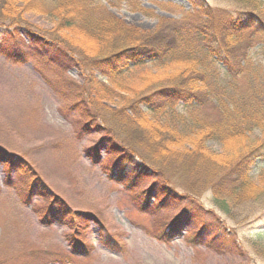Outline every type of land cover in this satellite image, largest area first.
I'll return each mask as SVG.
<instances>
[{"label": "rangeland", "instance_id": "obj_1", "mask_svg": "<svg viewBox=\"0 0 264 264\" xmlns=\"http://www.w3.org/2000/svg\"><path fill=\"white\" fill-rule=\"evenodd\" d=\"M206 1L234 15L249 8L248 0ZM255 1L264 5V0ZM101 3L126 25L145 32L178 25L192 8L189 0ZM23 18L29 28L54 38L55 18L37 12H25ZM17 31L13 33L23 46L25 33L20 28ZM60 34L70 47L77 48L74 51L80 60L95 57L100 48L79 33ZM191 47L190 56L183 51L164 64L148 63L133 70L128 76L131 88L119 87L122 94L108 88L111 98L98 103L99 109L116 114L127 101L174 77L195 58L211 61L203 43ZM224 48V42L213 45L215 54H223ZM251 57L259 62L264 51L256 47ZM221 64L216 61L217 68ZM88 77L82 64L58 67L31 56L18 60L0 53V264H264V199L226 213L207 184H198L194 197L187 194L184 184L189 187V171L178 163L165 173L175 176L170 182L181 201L169 197V205L154 207L157 203L152 198L147 209L140 207L141 192L154 188V195L163 181L152 172L132 183L129 173L108 161L102 147L111 142V135L88 124L75 105L73 92ZM96 78L111 87L105 78ZM206 113L202 116L207 117ZM176 127L183 128L178 122ZM262 137L259 129L249 135L251 143ZM95 147L100 149L98 157ZM207 147L216 154L223 151L216 141H209ZM22 166L29 173L24 177ZM260 171L252 172L257 181ZM181 177L184 184L178 181ZM61 201L72 219L56 218L54 211L61 209ZM181 214L190 225H173Z\"/></svg>", "mask_w": 264, "mask_h": 264}, {"label": "trees", "instance_id": "obj_2", "mask_svg": "<svg viewBox=\"0 0 264 264\" xmlns=\"http://www.w3.org/2000/svg\"><path fill=\"white\" fill-rule=\"evenodd\" d=\"M189 1L192 8L178 25L145 32L108 13L101 0H0V53L18 60L31 56L58 67L83 65L89 77L73 92L75 105L88 124L111 135V142L102 147L108 161L129 173L132 183L138 177H150L152 172L163 181L154 195V188L141 192L142 209L148 208L152 198L157 203L154 207L169 205V197L181 201L170 182L175 176L170 178L165 171L171 172L182 163L189 171V187L183 177L178 181H183L187 194L194 197L196 186L207 184L218 206L229 213L247 202L264 199V59L255 62L251 57L256 47L264 51V5L248 0L249 8L234 15L214 8L206 0ZM25 12L55 18L58 23L54 38L26 26ZM19 28L25 33V46L17 43L13 33ZM61 32L79 33L94 42V48L100 47L95 57L80 60L74 51L77 48L70 44L72 49ZM197 42L207 47L209 63L195 58L174 77L157 82L127 101L116 114L99 109L98 103L111 98L108 88L121 94V88H131L128 76L133 70L148 63L164 64L183 51L190 56L194 51L191 46ZM223 42L227 48L223 54H215L213 45ZM213 57L222 63L220 67H216ZM96 76L108 80L111 87L100 83ZM205 112L207 117L202 116ZM177 122L182 129L176 127ZM258 129L263 137L251 143L249 135ZM209 141L221 144L222 153L211 152ZM99 154L100 149L95 147L94 156ZM256 168L261 169L259 183L252 174ZM20 169L22 177L29 174L23 166ZM61 205L54 211L56 218L72 219L69 208L62 201ZM184 216L175 218L173 225H190Z\"/></svg>", "mask_w": 264, "mask_h": 264}]
</instances>
